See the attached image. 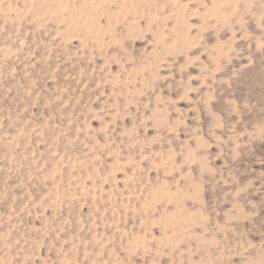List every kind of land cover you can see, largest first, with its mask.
I'll list each match as a JSON object with an SVG mask.
<instances>
[{"label":"rangeland","instance_id":"obj_1","mask_svg":"<svg viewBox=\"0 0 264 264\" xmlns=\"http://www.w3.org/2000/svg\"><path fill=\"white\" fill-rule=\"evenodd\" d=\"M0 264H264V0H0Z\"/></svg>","mask_w":264,"mask_h":264}]
</instances>
